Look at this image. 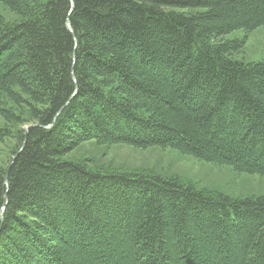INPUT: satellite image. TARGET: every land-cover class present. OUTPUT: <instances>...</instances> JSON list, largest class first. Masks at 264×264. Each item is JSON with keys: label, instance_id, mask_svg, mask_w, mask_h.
I'll list each match as a JSON object with an SVG mask.
<instances>
[{"label": "trees", "instance_id": "trees-1", "mask_svg": "<svg viewBox=\"0 0 264 264\" xmlns=\"http://www.w3.org/2000/svg\"><path fill=\"white\" fill-rule=\"evenodd\" d=\"M0 4V264H264V195L66 158L94 140L264 176V59L224 38L264 0Z\"/></svg>", "mask_w": 264, "mask_h": 264}, {"label": "rangeland", "instance_id": "rangeland-1", "mask_svg": "<svg viewBox=\"0 0 264 264\" xmlns=\"http://www.w3.org/2000/svg\"><path fill=\"white\" fill-rule=\"evenodd\" d=\"M193 13L194 9L185 8ZM17 15L0 4V19L14 22ZM225 39H244L242 51L235 58L247 63L264 59V25L251 30H234ZM5 124L0 121V125ZM11 127V124L9 125ZM14 144L13 139L0 142V163ZM67 159L83 161L93 170L131 172L178 178L199 190L220 192L233 198L264 195V176L257 173L237 172L232 167L220 165L182 154L172 148H136L127 144L100 145L91 140L82 143L66 156Z\"/></svg>", "mask_w": 264, "mask_h": 264}, {"label": "water", "instance_id": "water-1", "mask_svg": "<svg viewBox=\"0 0 264 264\" xmlns=\"http://www.w3.org/2000/svg\"><path fill=\"white\" fill-rule=\"evenodd\" d=\"M68 26H69V28H71L69 22H68ZM4 181H5V184H7V182H8V172L5 175Z\"/></svg>", "mask_w": 264, "mask_h": 264}]
</instances>
